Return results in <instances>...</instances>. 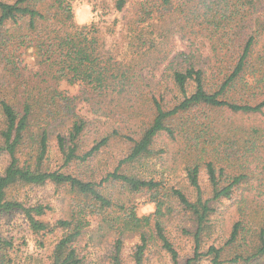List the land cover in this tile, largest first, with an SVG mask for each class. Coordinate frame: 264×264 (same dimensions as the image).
Returning a JSON list of instances; mask_svg holds the SVG:
<instances>
[{"label": "trees", "instance_id": "trees-1", "mask_svg": "<svg viewBox=\"0 0 264 264\" xmlns=\"http://www.w3.org/2000/svg\"><path fill=\"white\" fill-rule=\"evenodd\" d=\"M75 1L0 0V66L17 74L0 78V156L9 158L0 170V212H21L40 242L56 233L49 264H86L79 241L88 229L93 244L109 242L111 264H126L123 247L133 234L139 237L133 264H145L153 240L170 253L173 264H199L203 256L211 264H247L263 257L264 216L252 222L246 204L225 244L212 243L204 251L202 246L212 231V202L234 199L251 186V157L264 155V124L241 128V135L209 113L227 109L264 116V0H89L105 15L112 8L123 16L83 25L74 22ZM176 33L196 50L173 52L169 42ZM205 42L209 49L203 56L199 50ZM29 47L38 67L28 81L18 72L27 67L20 50ZM150 62L165 65V90H150L151 81L143 75ZM65 83L78 86L79 94L62 88ZM167 91L176 92L175 102ZM77 100L97 106L101 115L82 116ZM103 116L115 118L114 127L98 135ZM66 120L64 135L59 127ZM163 132L172 138L179 134L184 150L194 156L186 165L194 199L143 172ZM52 136L62 154L58 165L49 161ZM118 139L127 144L126 153L112 166H93ZM205 154L209 195L201 179ZM259 165L264 179V157ZM47 184L74 193L67 215L54 222L46 220L51 204L17 194L25 186ZM117 186L146 193L156 210L138 215L136 207L115 196ZM171 199L196 224L185 230L195 245L184 262L165 229L164 207L171 210ZM255 229L258 238L248 241ZM14 247L13 238L0 234V264L12 263Z\"/></svg>", "mask_w": 264, "mask_h": 264}, {"label": "rangeland", "instance_id": "rangeland-1", "mask_svg": "<svg viewBox=\"0 0 264 264\" xmlns=\"http://www.w3.org/2000/svg\"><path fill=\"white\" fill-rule=\"evenodd\" d=\"M98 10V11H97ZM74 22L76 24H89L92 21H111L114 17H122L123 13L113 11L112 8L108 14H104L99 8H96L94 4L89 0H76L73 5ZM176 32V31H174ZM111 39H118V37H112ZM169 45L173 52H179L180 49L191 50L194 47L196 50V44L192 41H188L187 38H181L179 34H175ZM113 40H109L111 43ZM207 49L209 45L207 42L200 46L199 53L201 55H207ZM21 56L23 58V66H27L26 69H21L18 72L21 79L30 80V76L37 69V60L35 53L31 47L23 48ZM164 64L166 62H163ZM165 65L159 63L150 62V64L144 70L143 75L150 81V90L156 89V87L165 90L166 80L162 75L165 74ZM17 76L16 72L9 73L5 68L0 66V78L4 76ZM11 79V77H10ZM18 79V77H17ZM27 83V82H24ZM62 88L70 91L71 94H79L78 86H69L66 83ZM149 87L146 89L148 90ZM176 92L167 91L170 102H175ZM178 97V96H177ZM95 105H88L86 102L77 100V112L82 116H88L90 118H97V115H101V111L96 109ZM212 117L216 118L217 121H225L229 123L232 128L236 129L242 135L241 128L260 126L264 124V116L261 114H242L230 112L227 109H216L211 110ZM99 118V117H98ZM115 118H109V116H103L101 123L97 126L98 135L104 131L110 130L114 127ZM68 121H63L59 130L65 135L67 134V128H63V125ZM107 127V128H106ZM106 128V129H105ZM97 131L90 137L92 141L93 137L96 136ZM102 132V133H101ZM184 139L179 137L172 138L165 132L159 134L152 145L154 151L151 158L144 161V174L156 177L157 180H161L164 186L177 187L184 191L187 196L191 199L195 197V190L190 184L186 165L193 162L194 156H190L189 152L184 150ZM127 144L125 141L116 140L112 143L109 150H106L102 154L96 157V161L93 162V166L99 168H106L112 166L116 161L126 153ZM263 154H256L251 157L252 161L249 166L254 170L253 180L250 181L252 184L246 190H240L235 193L234 199L223 198L219 201L212 202L215 211L211 215L212 231L205 237L203 241V251L208 248L210 244L221 245L230 237L232 232L233 224L241 219V207L243 204L248 208V216L252 222L261 221L264 216V179L260 173L261 168L259 165L260 159L263 160ZM209 155L205 154L204 159L201 160V179L204 186H206V195L210 194V189L207 188L206 174L204 160H208ZM9 158L6 154L0 156V170L2 171L8 164ZM49 161L51 165H58L62 162V154L58 148L56 136H52L50 139V151ZM113 190V187H111ZM115 196L120 198L122 203L132 205L137 208V213L140 216L152 214L156 210V203L152 202L146 193H129L122 191L117 186ZM17 194L27 197L30 202H41L45 204H51L52 210L48 212L46 220L54 222L55 219L67 215L69 208V199L74 196L73 192H68L66 189L59 190L53 184L39 185V186H25L20 188ZM167 206L171 208L168 210L164 207V212L167 213L164 217L166 222L165 229L171 242L174 244L179 252L180 261L184 262L194 253V236L190 233H186L185 230H194L196 224L193 220L192 215L186 211L180 203L171 199L167 201ZM245 208V207H243ZM257 229V228H256ZM256 229L249 233V240L258 238V232ZM0 234L8 238H13L15 241V247L10 251L13 259L11 264H49V255L51 254L52 247L55 243V234L47 235L40 242V236H37L29 228L28 222L21 212H13L12 214H5L0 212ZM92 230L88 229L87 233L83 235L79 241V246L83 248L82 255L85 256L86 264H111L110 261V245L109 242L101 241V245L93 244L91 239ZM95 235V233H94ZM96 236V235H95ZM139 241V237L133 234L125 239L123 247V258L126 264H133V253L135 244ZM242 244V242H240ZM231 253V250L227 252ZM232 253H236V249L232 250ZM264 264V256L256 257L252 260V263L247 264ZM145 264H173L170 253L162 248V245L155 240L151 242L149 249L145 254ZM199 264H211L209 257L203 256Z\"/></svg>", "mask_w": 264, "mask_h": 264}]
</instances>
